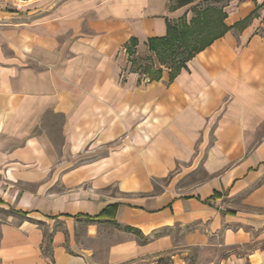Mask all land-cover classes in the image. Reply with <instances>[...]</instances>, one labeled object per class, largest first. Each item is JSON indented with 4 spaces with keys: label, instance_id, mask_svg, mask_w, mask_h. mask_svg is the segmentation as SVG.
Returning a JSON list of instances; mask_svg holds the SVG:
<instances>
[{
    "label": "crops",
    "instance_id": "crops-1",
    "mask_svg": "<svg viewBox=\"0 0 264 264\" xmlns=\"http://www.w3.org/2000/svg\"><path fill=\"white\" fill-rule=\"evenodd\" d=\"M20 1L18 25H0V264L175 247L264 264V0H230L228 25L259 16L172 80L132 72L127 46L147 49L199 0Z\"/></svg>",
    "mask_w": 264,
    "mask_h": 264
},
{
    "label": "trees",
    "instance_id": "trees-1",
    "mask_svg": "<svg viewBox=\"0 0 264 264\" xmlns=\"http://www.w3.org/2000/svg\"><path fill=\"white\" fill-rule=\"evenodd\" d=\"M197 0H172L170 9H176L189 5ZM230 0H200L195 4L191 11L193 16L189 19L187 15L175 20H168L167 34L163 37L150 38L148 47L154 51L161 60H167L170 55L173 57L182 52L184 57L180 63L170 71V79H174L176 74L183 68L187 67V62L198 52L202 51L215 40L224 36L230 29L244 28L258 14V8L253 10L247 17L234 25L230 26L226 23L228 12L226 6ZM138 40L132 38L127 46V52L132 55ZM166 62H162L164 64ZM143 71L150 72L148 67ZM163 69H156L150 74V80L158 79L162 76ZM108 212L104 210L98 217ZM92 220V218H89Z\"/></svg>",
    "mask_w": 264,
    "mask_h": 264
},
{
    "label": "rangeland",
    "instance_id": "rangeland-1",
    "mask_svg": "<svg viewBox=\"0 0 264 264\" xmlns=\"http://www.w3.org/2000/svg\"><path fill=\"white\" fill-rule=\"evenodd\" d=\"M17 1V2H16ZM200 1V0H199ZM22 1L20 0H9L7 4H0V10L2 11H10L13 15V18H0V25L2 26H9V27H15L18 25V22L16 21L17 9L20 8V4ZM191 11V7L189 8V12ZM192 13V11H191ZM191 13L189 15H191ZM193 16V13H192ZM259 14H257L258 17ZM188 17V16H187ZM264 20V19H263ZM264 22V21H263ZM250 23V22H249ZM262 33H264V26L261 28ZM148 46V44H147ZM138 45L135 47V52L132 55H129V61H130V70L134 73H138L141 77L142 76H150V74H153V72L156 69L162 68L164 69H171L175 68L182 58L184 57V54L182 52L176 54V56L170 55V57L165 61L161 60L157 54L150 50L149 47L145 50L139 49ZM162 62H166L162 64ZM148 67L150 69V72L143 71V68ZM60 118H57L56 120V130L57 135L59 132V125H60ZM176 173V172H175ZM172 176L168 178L167 180L162 181L163 184H171L172 182ZM178 184H180L178 182ZM226 199L221 198L218 200H214L213 206L217 207L218 209H224ZM0 203H5L4 201ZM3 208H6V206H3ZM0 214H2L0 209ZM262 246L264 247V241L262 242ZM183 249L182 247H175L173 249H170L169 251L160 254V255H152L148 257H139L135 259H131L128 261L120 262L118 264H221L219 261L210 260V249L207 248L206 250L201 247H187L185 252L179 250ZM223 253L221 252V255ZM178 255V256H177Z\"/></svg>",
    "mask_w": 264,
    "mask_h": 264
}]
</instances>
